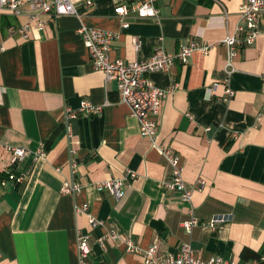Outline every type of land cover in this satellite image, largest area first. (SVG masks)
Listing matches in <instances>:
<instances>
[{
	"label": "crops",
	"instance_id": "1",
	"mask_svg": "<svg viewBox=\"0 0 264 264\" xmlns=\"http://www.w3.org/2000/svg\"><path fill=\"white\" fill-rule=\"evenodd\" d=\"M74 2V15L47 21L42 30L34 26L29 39L19 32L27 16L0 12V264H79L78 230L90 233L88 264H146L144 251L152 245L155 258L164 259L183 244L205 260H258L264 251V13L256 42L229 65L222 41L234 33L244 0H158V20L119 19L115 8L130 0ZM81 27L117 34L111 56L125 60L148 59L160 43L173 54L191 40L214 45L187 65L149 75L158 88L172 90L162 103L158 143L181 155L189 202L165 191V159L141 136L116 83L93 67ZM227 82L235 95L223 101ZM84 101L101 111L80 113ZM8 147L41 150L44 157L13 165ZM128 171L137 177L128 179ZM11 173L25 180L18 184ZM111 178H126L119 200L91 186ZM72 179L82 190L63 195ZM84 206L97 226L76 212ZM191 212L202 224L188 232L182 222ZM215 217L227 221L212 228ZM127 239L138 252L128 251Z\"/></svg>",
	"mask_w": 264,
	"mask_h": 264
},
{
	"label": "built area",
	"instance_id": "2",
	"mask_svg": "<svg viewBox=\"0 0 264 264\" xmlns=\"http://www.w3.org/2000/svg\"><path fill=\"white\" fill-rule=\"evenodd\" d=\"M87 6H93L96 0H83ZM158 0H140L130 3L120 4L115 8V13L119 19L130 14H136L139 18L159 19V10L155 3ZM8 12L15 17L27 16V21L22 25L19 32L24 39H29L32 28L42 30L47 21H55L62 16H70L76 13L74 0H0V12ZM264 13V0H244L239 8V22L233 34L222 41L227 49L228 64L238 59L243 50L253 45L259 32L257 23L260 15ZM46 17L47 20L43 19ZM123 26H127L123 24ZM13 30V28L11 29ZM78 34L83 40L84 47L89 55L93 67L104 73L107 81L116 83L121 103L127 105L130 109V115L134 117L140 128L141 136L146 139L150 145L157 149L160 155L165 159L169 168V175L164 179L162 185L165 191L169 193H178L182 200L189 202L191 200L192 190L189 189L183 178L184 164L181 155L176 153L168 146L158 143L159 122L162 113V103L172 92V90H163L154 85L149 75L155 72H167L177 63L187 65L193 55L197 52L208 54L214 45L198 40H191L185 44L182 49L176 53H169L164 46L158 44L148 59L144 60H125L123 58H113L111 56L113 42L118 35L112 32L81 27ZM133 45L136 52L140 51L141 41L138 38L133 39ZM5 51V47L0 45V55ZM219 83L213 85V89L218 87ZM235 95L234 90L229 83L225 84V96L223 101H229ZM101 111L90 102H82L79 108L80 113L92 114ZM71 118H76V113H71ZM13 154V165L26 157L32 156L35 160L44 157L41 150L32 152L30 150L18 147H8ZM77 164L71 166L72 176L76 175ZM58 170V169H57ZM137 177L136 173L128 171L127 178ZM10 179L18 184L25 180L23 175L16 176L10 174ZM126 178H111L102 183H94L91 186L99 192L108 191L117 200L124 195L123 184ZM205 181H198V190H202ZM83 188L80 182L74 179L67 181L62 187L63 195H74ZM77 213H85L89 217V223L92 227L97 226V222L90 212L89 207H76ZM224 217H215L208 225L215 228L217 224L226 222ZM201 220L191 212V217L182 222V227L190 232L193 228L201 225ZM112 237L117 234L111 232ZM78 260L79 264H88L90 248V233L77 231ZM129 252H138L139 249L134 245L131 239L126 240ZM156 245L144 251L146 264H264V251L256 261L237 262L226 259L222 256H212L209 259H202L189 244L181 245L177 255H170L164 259L155 258Z\"/></svg>",
	"mask_w": 264,
	"mask_h": 264
}]
</instances>
